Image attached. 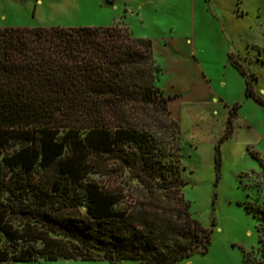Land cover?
Masks as SVG:
<instances>
[{
  "label": "trees",
  "instance_id": "trees-1",
  "mask_svg": "<svg viewBox=\"0 0 264 264\" xmlns=\"http://www.w3.org/2000/svg\"><path fill=\"white\" fill-rule=\"evenodd\" d=\"M160 74L151 38L126 25L0 26V264L207 251Z\"/></svg>",
  "mask_w": 264,
  "mask_h": 264
},
{
  "label": "rangeland",
  "instance_id": "rangeland-1",
  "mask_svg": "<svg viewBox=\"0 0 264 264\" xmlns=\"http://www.w3.org/2000/svg\"><path fill=\"white\" fill-rule=\"evenodd\" d=\"M112 24L152 40L156 84L170 95L180 129L182 192L211 230L205 253L174 264H264V230L256 229L264 208V0H0V26ZM244 77L261 102L244 95ZM17 264L142 263L39 257Z\"/></svg>",
  "mask_w": 264,
  "mask_h": 264
},
{
  "label": "crops",
  "instance_id": "crops-1",
  "mask_svg": "<svg viewBox=\"0 0 264 264\" xmlns=\"http://www.w3.org/2000/svg\"><path fill=\"white\" fill-rule=\"evenodd\" d=\"M166 1H168V0H166ZM152 7H154V9H157V7H159V6H157V5H155V4H153V5H151ZM140 8V7H139Z\"/></svg>",
  "mask_w": 264,
  "mask_h": 264
}]
</instances>
